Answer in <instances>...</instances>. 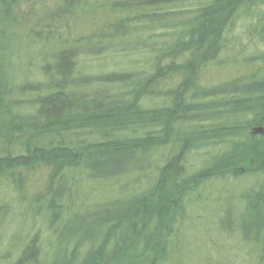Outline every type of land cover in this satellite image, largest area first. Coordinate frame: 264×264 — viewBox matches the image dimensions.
I'll return each instance as SVG.
<instances>
[{
    "label": "trees",
    "instance_id": "trees-1",
    "mask_svg": "<svg viewBox=\"0 0 264 264\" xmlns=\"http://www.w3.org/2000/svg\"><path fill=\"white\" fill-rule=\"evenodd\" d=\"M194 2L193 13L182 10ZM257 4L264 5V0L4 2V19L24 25L26 20L27 25L24 35L1 32L0 51L23 46L33 50L40 56L44 80L25 79L13 86L0 77V111L26 122L19 127L18 139L2 141L0 174L40 163L55 166L46 197L54 225L70 210L71 204L64 206L63 201L80 191L93 194L92 187L78 190L69 175L87 176L98 187L109 181L129 183L135 178L127 175L139 169L140 162L154 163L148 158L150 152L167 147L154 157L159 163H155L153 194L115 204V211L101 214L99 224L109 226L104 237L114 238L115 248L128 244L127 250L134 251L133 264L162 259V238L174 222L172 201L183 189L239 168L264 173V139L251 131L242 135L253 125L264 126V50L245 56L243 71L234 75L230 70L237 56L245 53L240 43H229L234 39L237 10ZM252 37L264 40V23L250 27L248 38ZM123 47L147 49L150 61L132 70L95 73L78 63L80 56L96 57L105 48ZM188 56L197 57L198 63L189 59L191 63L181 67ZM208 67L223 70L227 77L212 86L194 85L195 73ZM180 71H186L188 79L180 77ZM162 80L168 84L163 93L167 97L149 106L146 99L162 94L159 88L152 90ZM120 88L124 91L116 92ZM12 101L23 102L24 112L13 111ZM237 118L246 122L237 123ZM214 142L224 143L223 149L210 153L199 168L188 172L186 154ZM253 188L245 193L240 223L244 235L254 233L257 242L264 230V189ZM30 246L19 261L35 263L39 254L29 253ZM99 253H90V260L98 259L95 254Z\"/></svg>",
    "mask_w": 264,
    "mask_h": 264
},
{
    "label": "rangeland",
    "instance_id": "rangeland-1",
    "mask_svg": "<svg viewBox=\"0 0 264 264\" xmlns=\"http://www.w3.org/2000/svg\"><path fill=\"white\" fill-rule=\"evenodd\" d=\"M9 1L0 0V36L1 32L9 36L24 35L26 20H22L24 25L4 19V2ZM196 5L194 2L182 10L187 9L193 13ZM237 12L239 15L236 14L235 26L231 33L235 40L232 39L229 43H240L247 54L240 53L237 56L238 61L234 63L232 69L230 68L235 73L231 74L234 75L243 71L245 56L264 50V40L256 37L248 38V30L252 25L259 27L264 23V5L257 4L250 8L241 6ZM11 15L13 17L14 13ZM125 49L126 47L117 50L105 48L103 49L105 52L96 57L80 56L78 63L86 65L95 73L99 70H132L145 66L147 61H150L148 60L150 55L145 48L134 51ZM29 52L33 53V50L25 46L20 49L10 47L8 51H0L2 54L0 77L8 80L9 85L16 86L25 79L44 80L40 70L39 54L37 57L36 53L27 55ZM221 58H224V55ZM189 59L198 63L197 57L193 59L188 56L181 62V67L188 66L192 61ZM235 68L238 69L237 72ZM196 73L193 78L194 85L212 86L227 77L223 70H214L211 67ZM178 74L188 79L189 75L186 71H180ZM160 85L156 82L152 90L157 91L159 88L162 94L157 93L154 97L146 99L149 106L159 105L167 97L163 93L166 92L168 84L165 85V80H162ZM121 90L124 91L120 88L116 92ZM21 104L12 101V110L24 112L22 107L24 103ZM5 112L0 111V148L4 147L3 140L18 139L22 132L19 127L24 128L26 125L24 120L22 123L20 119L8 117ZM235 120L237 123L246 122L240 118ZM256 127H262L263 131L255 136L264 139V126L260 124L243 131L242 135H247ZM223 147L224 143L214 142L204 143L191 150L186 154L188 172L199 168L210 153L220 151ZM167 150H169L167 147H161L155 152H150L148 158L154 163L146 165L140 162L136 166H139V169L127 175L130 179L135 178L129 183L119 182L113 185L112 181H109L105 186L98 187L93 185L95 183L92 179L78 176L72 169L71 173L76 175L68 177L71 181H76L78 190L92 187L93 194H82L83 192L80 191V194H74L72 197L73 203L70 202L72 200L70 198L66 203L63 201L64 206L71 204L68 207L70 210L62 213L63 219L54 225L46 207V197L51 175L57 170L55 166L40 163L0 174V264H28L25 260L19 261V259L22 251L30 244L28 252L36 251L39 254L34 264H133L134 251L127 250L128 244H119L115 248V239L104 237L109 226L99 227L100 217L105 211L113 212L115 204H124L136 195L143 196L148 193L152 195L156 177L155 163H159L154 157L164 154ZM253 169L239 168L237 171L226 172L183 189L179 197L172 201V208L175 211L174 222L167 228L162 238L163 258L151 261L143 259L135 264H264V230L259 234L260 239L255 242V234L244 235L240 223L246 201L245 193L254 189L253 187L257 191L264 189V173L254 172ZM124 184L126 186L121 188ZM94 251L100 253L95 254L98 259L91 261L90 253Z\"/></svg>",
    "mask_w": 264,
    "mask_h": 264
},
{
    "label": "water",
    "instance_id": "water-1",
    "mask_svg": "<svg viewBox=\"0 0 264 264\" xmlns=\"http://www.w3.org/2000/svg\"><path fill=\"white\" fill-rule=\"evenodd\" d=\"M263 128L262 127H256L251 129V134L255 135L257 133H262Z\"/></svg>",
    "mask_w": 264,
    "mask_h": 264
}]
</instances>
